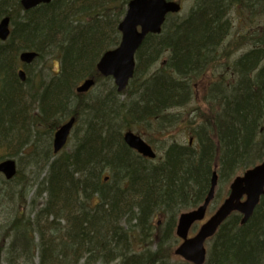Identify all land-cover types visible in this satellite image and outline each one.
<instances>
[{"label": "trees", "instance_id": "trees-1", "mask_svg": "<svg viewBox=\"0 0 264 264\" xmlns=\"http://www.w3.org/2000/svg\"><path fill=\"white\" fill-rule=\"evenodd\" d=\"M128 1L51 0L24 10L20 0H0V20H10L0 41V160L28 151L30 165L45 160L46 167L34 190L39 207L30 215L15 210L5 231L14 236L8 251L38 250L37 262L25 264H167L178 213L202 204L213 170L222 186L264 158V0H200L171 23L169 15L159 34L146 35L133 77L117 92L95 66L118 45ZM233 11L248 28L226 40ZM22 50L38 54L23 82L16 74ZM87 78L108 82V90L75 92ZM193 100L191 144L173 136L149 160L123 142L124 130L169 129L180 115L175 108ZM83 114L72 148L47 158L57 127ZM19 172L0 177V203ZM155 215L163 225H153ZM240 219L233 213L218 228L205 264H264V194L247 222ZM21 256L6 262L24 264L16 263Z\"/></svg>", "mask_w": 264, "mask_h": 264}, {"label": "water", "instance_id": "water-1", "mask_svg": "<svg viewBox=\"0 0 264 264\" xmlns=\"http://www.w3.org/2000/svg\"><path fill=\"white\" fill-rule=\"evenodd\" d=\"M51 0H20L23 9L29 10L39 4H47ZM181 9L174 0H129L126 12L117 25L120 33L119 44L106 50L96 64L97 71L102 76H110L117 91H122L133 77L135 60L134 54L149 33L158 34L161 31L165 17L169 13H177ZM9 17L0 20V40L9 36ZM37 57L32 50H24L19 58L25 64H30ZM18 77L25 79V71L19 69ZM94 84L92 78L85 79L76 91L86 92ZM74 117L60 125L53 134L52 148L57 153L66 143ZM124 143L139 154L154 158L152 148L137 134L127 130L122 135ZM190 142V140H189ZM0 173L9 180L16 174V163L13 159L5 158L0 161ZM217 175L214 171L210 180L209 191L203 203L196 209L182 212L178 216L175 233L183 241L176 247L174 254L181 256L192 264H204L206 249L204 242L215 234L218 227L234 211L242 215L241 224H245L252 215L259 198L264 194V158L259 163L245 169L234 177L229 184L228 195L215 212L198 228L197 232L188 237V231L195 221L203 219L205 211L213 198ZM245 196L243 200L242 197ZM0 264L1 251H0Z\"/></svg>", "mask_w": 264, "mask_h": 264}, {"label": "rangeland", "instance_id": "rangeland-1", "mask_svg": "<svg viewBox=\"0 0 264 264\" xmlns=\"http://www.w3.org/2000/svg\"><path fill=\"white\" fill-rule=\"evenodd\" d=\"M177 1L182 8L181 11L177 14L182 15V16L187 15L188 10L190 9V7L192 5L200 4V0H177ZM175 15L176 14L169 16V19H168L169 23H171V21L173 20V17ZM229 17H230V20L232 23V28L230 31V37L226 40H230L238 32H241L245 28H248V22H249L248 19L241 18L238 15V11L237 12L236 11L231 12L229 14ZM226 43H227V41H225V43L222 45V47ZM241 49L242 50H239L237 53L244 51L245 48H241ZM21 52H19L17 55L18 61H17L16 71L19 67H22L24 69L25 73L27 74L26 66L28 64H25L20 60L19 55ZM161 61L162 60H159L151 68V71L158 69V67L161 65ZM22 65H24V66H22ZM54 67H56V66H54ZM110 81H111V79H110ZM102 82H104V81L102 80L100 83L94 85L91 88L90 91H91L92 95H97V94L103 95L104 92H106L108 90L109 83L106 82L103 85ZM91 93H89V94H91ZM119 98L123 99L125 97L123 95H121ZM196 102H197L196 100H193L188 105H186L185 107L175 108V110L173 112L177 113V114L180 113L181 116L179 115L178 117H176L177 118L176 123L173 122L170 125L168 124L169 126H166L169 129L163 130L164 129V126H163L162 131L158 133V132H155L153 128H152V130H145L143 127L140 128V130H141L140 134L144 140H146V137L152 138L150 145L156 151V157L160 156L163 153L162 150L161 151L158 150L160 145H164L167 142H169L171 140V137L175 136L177 138L178 142H180V143H185L187 140H189V138H191V139L193 138V137H191L192 135L187 130V128L191 126L189 122H190V120H192L194 118V116H192L191 114H189L187 112H189L192 108L197 107L195 104ZM84 118H85V116L83 114L82 119L79 121H76L74 123L73 129L71 131V134L69 136V140H68L66 146L57 155H59L63 152H68L72 148L73 135L79 134V131H81L83 129V125L85 123ZM67 119L68 118H66L65 120H67ZM166 123H168V121H166L165 124ZM133 132L138 133L139 131H136L135 129H133ZM52 137H53V135L51 136V142H52ZM156 139H158L159 141H156ZM51 146H52V144L50 145V152L47 155V158H49L50 160H52L53 156H57V155L53 154ZM8 158H13L16 161L17 168L19 169V171H20L19 173L21 174V176L19 179H15L14 181H12V183H10L9 185H7L5 187L6 189H8V187L11 186L13 188L14 192H13V194H10L9 196H7V199L1 201V203H0V246H1L0 250H1L2 264H7L6 257L8 256V258L11 259L13 255H15V256L16 255H19V256L22 255L21 257H18L16 263L24 262L25 258H27V260H28V258H30L33 260L34 263H36L37 259H38V250L37 249L34 250V252H32L33 250H31V252H29V253H27V251H26L24 253V255L19 254L18 248H16V247L12 248L11 251L10 250L8 251V246H9L10 242L13 241L14 236L12 235L13 233L11 234L10 232L8 235H6L5 231L8 230L7 226L9 224V220L12 218V215L14 214L15 210H17L18 212L22 210L25 214L30 215L32 212H34V210L37 207H39L40 203L42 202L41 198L35 199L34 190L36 188L37 183L45 175L46 167L45 168H43V166L41 167V164L45 160H42V162L38 165H34V164L30 165L31 158L28 156V151L18 152L14 155V157H8ZM214 171L215 170H213V172ZM0 177L2 178L3 176L0 175ZM229 183L221 186L220 184H218V181L216 182L215 189H214V196L218 193V198L217 199L214 198L210 202L209 206L207 207L205 217L203 218V220L198 221L194 224V226L189 230L188 236L194 235V233L196 232V229L200 226V224H202L214 212L215 208H217L221 204L222 200L227 195ZM24 189H25V192H24ZM19 191L20 192L22 191V192L20 193ZM189 210H191V209L181 210V211H179L178 215L181 212L189 211ZM151 220H152V223L154 226L155 225L159 226V225H163L164 217L162 215H155V216L151 217ZM176 221H177V219H176ZM29 237L32 238L31 242L35 246V244H37V242H38L37 237L35 235H29ZM173 238H174V242L170 241L167 244H165L167 246L166 251H165V254L167 255V261H166L167 264H189L188 262L184 261L181 257H179L178 255H175L173 253L176 246L179 245V243L181 242V240L176 237L175 228L173 230ZM15 245L18 246L17 242H15ZM205 246H206V249L208 252L209 242H207L205 244ZM149 247L151 250H154L156 248L158 249L159 248L158 242L156 241L155 243L152 244V246H149ZM27 254H28V256H27ZM163 256L165 257V255H163ZM24 264H25V262H24Z\"/></svg>", "mask_w": 264, "mask_h": 264}, {"label": "bare ground", "instance_id": "bare-ground-1", "mask_svg": "<svg viewBox=\"0 0 264 264\" xmlns=\"http://www.w3.org/2000/svg\"><path fill=\"white\" fill-rule=\"evenodd\" d=\"M37 53V52H36ZM38 55V54H37Z\"/></svg>", "mask_w": 264, "mask_h": 264}]
</instances>
